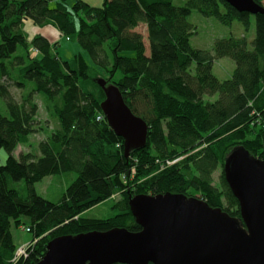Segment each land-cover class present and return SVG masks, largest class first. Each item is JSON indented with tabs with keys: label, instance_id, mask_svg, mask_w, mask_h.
<instances>
[{
	"label": "trees",
	"instance_id": "trees-1",
	"mask_svg": "<svg viewBox=\"0 0 264 264\" xmlns=\"http://www.w3.org/2000/svg\"><path fill=\"white\" fill-rule=\"evenodd\" d=\"M67 1L50 7L49 0H0V98L8 112L0 114V150L7 155L0 165V264H36L47 243L61 236L140 231L129 206L136 195H198L241 223L223 163L237 147L264 161V13L237 12L224 0H187L180 7L173 0H104L100 7ZM254 1L264 8L262 0ZM193 10L224 26L236 21L245 35L216 39L212 54L192 48L187 18ZM251 17L255 36L248 49ZM26 20L52 26L80 45L92 68L106 77L98 78L117 86L130 111L146 123L144 148L124 157L123 140L100 109L103 91L95 84L100 93L95 98L79 86L97 78L90 77L84 57L64 60L58 45L40 34L29 40ZM126 52L134 56L124 57ZM222 58L235 63L225 80L212 74L213 63ZM17 78L33 83L32 91L45 97L56 122L38 143V154L18 158L13 155L18 145L36 133L38 106L31 95L17 102L9 89V81L23 86ZM67 173L77 176L59 202L36 193V183ZM110 200L114 216L83 217ZM22 224L32 241L26 257L14 262L11 226Z\"/></svg>",
	"mask_w": 264,
	"mask_h": 264
},
{
	"label": "water",
	"instance_id": "water-1",
	"mask_svg": "<svg viewBox=\"0 0 264 264\" xmlns=\"http://www.w3.org/2000/svg\"><path fill=\"white\" fill-rule=\"evenodd\" d=\"M237 12L263 14L254 0H224ZM100 109L123 140V154L145 147L147 125L104 79ZM223 176L239 203L241 223L198 197L164 193L136 195L130 211L141 228H114L49 241L36 264H264V161L243 147L225 157Z\"/></svg>",
	"mask_w": 264,
	"mask_h": 264
},
{
	"label": "rangeland",
	"instance_id": "rangeland-1",
	"mask_svg": "<svg viewBox=\"0 0 264 264\" xmlns=\"http://www.w3.org/2000/svg\"><path fill=\"white\" fill-rule=\"evenodd\" d=\"M58 0H49V6L54 7L55 3ZM86 4L92 7H100L103 4L104 0H82ZM187 0H173V5L175 7H180L185 4ZM74 0H68L67 4L72 5ZM75 25L78 28V19L74 18ZM188 23L192 27V34L189 38V44L192 48L204 50L209 53H213V44L216 39L229 38L233 37H242L245 35L243 27L238 22H233L231 26H224L220 24L215 18L205 17L201 15L198 11L193 10L191 14L187 18ZM142 31V27L138 29ZM40 33L48 34L44 28L40 29ZM255 36V20L251 17L249 31L246 33V37L248 40V49H252L251 42ZM57 52L60 53V57L64 60H71L72 56L75 54H81L85 61L88 63L87 68L90 73V77H102L106 78L100 73L96 72L92 68V61L88 54L80 47V45L76 41H67L63 37V42L61 45L57 46ZM124 57H133L134 53L126 52L122 54ZM235 69V63L229 58H222L215 61L212 65V74L219 80L228 79L232 72ZM96 78V79H97ZM98 78V79H102ZM16 82L22 83L23 86H19L17 84L14 85L13 82L9 81V86L12 94L17 99V102L21 103L22 98L28 97L31 95V98L35 104L38 106V113L36 116V133L29 135L28 141L25 144L18 145L17 149L13 153V155L18 158L19 154L22 153H33L38 154V143L45 138H47L48 134L51 130L56 127V122L54 120L51 106L48 107L45 97L40 93L33 92V83L28 82L24 79L17 78ZM95 81L88 80L84 82H80V88L87 93L92 94L95 98L100 96L99 90L95 86ZM17 87V88H16ZM22 97V98H21ZM218 98L215 95L213 98L209 99V101H215ZM0 114L7 117L8 112L6 110V106L4 101L0 98ZM6 152L1 149L0 150V165H3L6 160ZM76 173H67L61 174L58 176H50L44 178L42 181L35 184L34 188L38 195L43 197L46 200L57 203L61 200L62 195L66 191V189L70 186V184L76 179ZM220 177V170H217L213 174V179L216 183H218ZM23 185V183L21 182ZM198 197V195H195ZM114 200L106 201L96 207H93L83 213L84 218L90 219H106L114 216L117 212L116 210L111 209V204ZM23 222H26V219L23 218ZM25 227L22 224L20 227L11 226V233L13 242L16 246V250L25 247L31 240L32 235L23 230Z\"/></svg>",
	"mask_w": 264,
	"mask_h": 264
},
{
	"label": "crops",
	"instance_id": "crops-1",
	"mask_svg": "<svg viewBox=\"0 0 264 264\" xmlns=\"http://www.w3.org/2000/svg\"><path fill=\"white\" fill-rule=\"evenodd\" d=\"M262 4L264 5V0H262ZM41 28H44V30H46L48 34L46 35V34L40 33ZM24 31L27 34L29 40L36 34H40L46 37L50 41L51 44H57L59 46L63 42V38L61 37L60 33L52 26L38 27L34 25L31 21L26 20L24 21Z\"/></svg>",
	"mask_w": 264,
	"mask_h": 264
},
{
	"label": "built area",
	"instance_id": "built-area-1",
	"mask_svg": "<svg viewBox=\"0 0 264 264\" xmlns=\"http://www.w3.org/2000/svg\"><path fill=\"white\" fill-rule=\"evenodd\" d=\"M175 162H176V160L175 161H172V162H167V164L168 165H171V164H173ZM24 230L26 232H29V229L27 227ZM30 243H31V241L25 247L16 250L15 257L13 259L14 262H16L17 260H19L21 257H26V255H27L26 254L27 253L26 250H27L28 246L30 245Z\"/></svg>",
	"mask_w": 264,
	"mask_h": 264
}]
</instances>
